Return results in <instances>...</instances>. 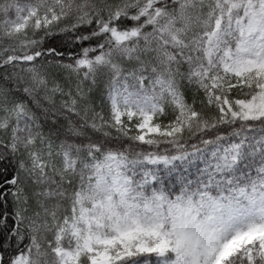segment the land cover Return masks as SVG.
Returning a JSON list of instances; mask_svg holds the SVG:
<instances>
[{
    "label": "snow or ice",
    "instance_id": "obj_1",
    "mask_svg": "<svg viewBox=\"0 0 264 264\" xmlns=\"http://www.w3.org/2000/svg\"><path fill=\"white\" fill-rule=\"evenodd\" d=\"M0 264H264V0H0Z\"/></svg>",
    "mask_w": 264,
    "mask_h": 264
}]
</instances>
